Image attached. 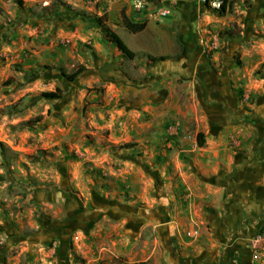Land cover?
<instances>
[{
  "label": "rangeland",
  "instance_id": "obj_1",
  "mask_svg": "<svg viewBox=\"0 0 264 264\" xmlns=\"http://www.w3.org/2000/svg\"><path fill=\"white\" fill-rule=\"evenodd\" d=\"M128 1L0 0V264H175L163 233L180 238L178 165L199 133L245 155L204 227L223 229L220 257L238 238L264 264V0H183L162 23Z\"/></svg>",
  "mask_w": 264,
  "mask_h": 264
},
{
  "label": "crops",
  "instance_id": "obj_2",
  "mask_svg": "<svg viewBox=\"0 0 264 264\" xmlns=\"http://www.w3.org/2000/svg\"><path fill=\"white\" fill-rule=\"evenodd\" d=\"M128 2L129 9L133 11L131 0ZM184 2L175 0L165 6L171 9ZM208 64L206 58H190L189 54H185V76L192 75V79L205 76ZM215 145L212 148L196 149L185 138V149L182 150H185V172L178 165V197L175 199L174 212L179 220L175 227L180 233V238L174 240L172 231L168 229L163 233L167 236L166 244L169 250L174 251L175 259L172 254L170 260L175 264H253L247 241L237 238L220 257L219 250L224 242L220 236H225L223 229L215 227L214 222L211 231L204 227L206 220L215 221L219 218L218 212L210 208L223 199L232 198L239 186V176L245 168V163L242 162L244 153H235L233 148L229 147L225 136L221 135L220 141ZM215 236L219 238L215 239ZM178 249L181 252H177Z\"/></svg>",
  "mask_w": 264,
  "mask_h": 264
},
{
  "label": "trees",
  "instance_id": "obj_3",
  "mask_svg": "<svg viewBox=\"0 0 264 264\" xmlns=\"http://www.w3.org/2000/svg\"><path fill=\"white\" fill-rule=\"evenodd\" d=\"M232 0H222L220 3V7L218 9H215L219 13L225 12L229 6L232 4ZM210 5V4H208ZM101 20V19H100ZM125 27L129 29L131 32H138L144 29V24H136L130 21L129 19H125ZM104 31L108 39L116 45V47L122 52V56L127 59H132L134 57V52L128 47V45L124 42V40L112 29H110L108 26L104 25ZM166 57H157L154 59L155 62H158L160 60H165ZM83 72L82 69L77 70L73 72L69 78L71 81L76 80L78 75H80ZM50 96L58 97L59 95H56V93H48ZM198 144L200 147H203L205 145V139L203 133L198 134Z\"/></svg>",
  "mask_w": 264,
  "mask_h": 264
},
{
  "label": "built area",
  "instance_id": "obj_4",
  "mask_svg": "<svg viewBox=\"0 0 264 264\" xmlns=\"http://www.w3.org/2000/svg\"><path fill=\"white\" fill-rule=\"evenodd\" d=\"M200 2L212 6H220L217 0H200ZM131 8L136 13L147 14L152 21L157 23L164 21V19L170 15L168 6L156 5L154 0H131ZM263 239L264 237L260 236L254 241L253 247L256 249L262 247Z\"/></svg>",
  "mask_w": 264,
  "mask_h": 264
}]
</instances>
